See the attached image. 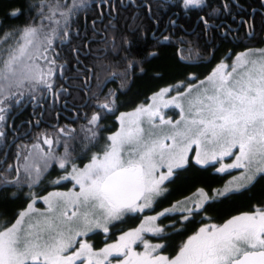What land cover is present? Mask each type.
Instances as JSON below:
<instances>
[{
	"label": "snow or ice",
	"instance_id": "1",
	"mask_svg": "<svg viewBox=\"0 0 264 264\" xmlns=\"http://www.w3.org/2000/svg\"><path fill=\"white\" fill-rule=\"evenodd\" d=\"M205 4L206 0H182V7L186 11ZM224 7L227 8L228 5L225 4ZM71 13L72 8H69L67 13L60 12V15L67 18ZM9 14L18 15L19 9ZM201 20L207 25L203 17ZM37 31V28L28 25L18 38L13 33L0 36V42L8 44L5 50L7 58L0 60L3 65L0 68V95L6 88L13 85L20 87L26 81L51 87L44 77L51 75L52 69L49 68L44 73L36 63L42 57L47 59L44 55L47 48L42 52L39 45H34ZM10 38L16 39L14 47L9 42ZM45 39L50 47L52 40L48 37ZM30 47H34V50L29 51ZM236 60L237 63L231 67V71L226 73L222 70L228 66L221 64L207 78L211 89L204 88L202 93L188 100L189 118L182 116L183 127H180L181 121L173 123L160 116L161 125H169L170 131L156 133L153 129L158 126L152 124V120L160 115L158 111L141 107L135 113L122 114L121 130L108 138L111 143L106 146L103 157L93 156L92 162L82 171L73 167L71 179L80 186V191L52 193L45 198L49 212L60 208V216L66 217L68 221L78 216L77 211L68 216L67 205L70 204L99 208L102 210L100 216L91 219L93 213L89 211L79 214L83 231L76 230L73 234V229L69 227L66 229L68 235H65V229L61 227L63 220L61 224H56L52 217H45L43 227H39L38 222L37 231H27L22 236L19 226L23 217L28 214L22 212L13 227L0 232V264H74L82 256H86L88 264H92L91 258L100 254L93 253L91 245L87 243H81L79 251L74 254L63 255L72 247L74 237L86 234L93 226L103 227L107 231V223L119 219L125 211H142L145 207H150L153 196L161 192L160 185L173 174V168H181L187 163L186 153L192 144L199 147L203 141L205 144L215 145L211 152L204 153V158L197 153L196 162L205 164L215 160L217 156L222 158L232 155V149L238 147L239 154L235 161L217 171L224 172L232 168L244 171L234 181H230L219 195L248 188L258 176L264 178V53L256 60L249 59L247 54L238 55ZM167 91L169 90L164 89L158 95L162 96ZM7 99V96L0 99V105ZM169 103H174L184 111L176 98ZM100 107L108 109L109 105L105 103ZM4 111L5 108L0 107V113ZM142 114L148 116L150 128L147 131L140 124L139 118ZM125 116L129 117L127 126ZM4 119L0 115V122ZM99 119L98 115H93L89 123L96 124ZM3 135L0 132V137ZM168 140L172 141L170 145L165 143ZM44 143L51 145L52 141L45 139ZM124 152L127 153V159L122 158ZM59 166L65 168V162L62 160ZM159 166H166L168 173H161L157 178L154 173ZM25 170L28 171L27 165ZM39 171L37 168V178ZM199 195L207 198L202 189ZM53 198L63 201V206L54 203ZM140 200L144 203L137 204ZM28 211H34L31 204ZM160 215L165 213L161 212ZM155 219L156 217H149L148 221ZM143 231L159 232L161 229L145 228L141 225L139 229L121 236L119 244L103 249L104 258L107 259L112 254H123L126 258L122 264H264V210L261 209L252 214L236 216L222 226L213 224L200 228L173 259L152 256V252L161 245L150 246L145 243V253L139 256L132 253L131 245L141 239ZM96 264H100V261L97 260Z\"/></svg>",
	"mask_w": 264,
	"mask_h": 264
},
{
	"label": "trees",
	"instance_id": "2",
	"mask_svg": "<svg viewBox=\"0 0 264 264\" xmlns=\"http://www.w3.org/2000/svg\"><path fill=\"white\" fill-rule=\"evenodd\" d=\"M89 1L0 0V36L4 33H13L18 38L26 26L31 25L37 28V38L34 45H39L42 52L47 48V51L44 52L47 59L42 57L36 60V63L44 73H47L49 68L52 69V74L46 75L44 79L53 81L56 72L59 70L56 65L62 62L73 63L75 61L73 51L76 49L79 52L85 51L87 37H75L73 34L76 28L81 34L87 36L94 31L90 23L93 19L92 16L85 18L84 22V17L82 18L80 14L81 11L87 9L86 5ZM156 2L160 3L158 0ZM225 4L228 5L227 8L224 7ZM152 5L156 7L151 6L149 16L146 14L145 8H140L139 13L123 10L122 14H117L116 28L114 29V32H117L116 40L119 42L123 39L124 34H128L131 42L130 51L128 52L132 53L130 55L141 64L142 70L139 72L141 74L134 75L125 93H121L124 89L111 91L118 92L117 102L112 101L93 105V111L91 112L100 117L96 124L89 123L91 118L88 120L78 118L76 124L73 123L70 126L71 130L58 131L55 129V132L48 134H35L27 142H18V144H22V151H27V159L30 163H27L28 171L22 169L18 178L12 182V187L1 189L0 220L4 221V224H9L15 218L18 210L26 207L27 201L33 195H42L43 189L47 187V184H50L48 180L59 173L56 167L58 162L63 160L64 162L82 163L88 160L93 153H96L99 150L96 147L102 145L105 141L107 142V134L116 129L115 116L119 112L130 110L149 91L183 77L188 71L203 75L216 57L231 46L226 35L224 38L220 37L223 29L227 31V26L237 24V19H243L240 27V37L241 39L247 38L244 33V23L249 22L252 14L251 10L257 8L253 13V25L257 33L264 32V15L262 13L264 12V6L262 0H206L204 6L192 10L189 18L180 13L178 21L181 22L183 28L191 29L196 19L203 15L208 22L216 25L220 23L221 26L209 29L212 35H208V41L212 39V42H208L203 38L206 34L204 26L201 21H198L197 28L194 31L196 34L194 36L190 35L192 47L188 48L187 45H183L177 52V48L168 43L153 45L154 41L150 37L153 21L158 19L160 22H164L165 20V17L162 18L164 14L158 6L161 5L167 8V4ZM69 8H72V13L67 18L60 15V12L67 13ZM15 9H19V14L10 15L9 13ZM53 11L55 14H53ZM169 12V10H166L167 14ZM75 13L78 16L76 20L73 18ZM100 26L99 23L95 22L94 27L100 28ZM134 29L136 30L134 31ZM67 32L68 34H65ZM46 37L52 40L50 47L47 44ZM259 38L257 40H260ZM9 42L14 47L16 39L10 38ZM216 44L217 46H215ZM243 44L241 42L236 47L240 48ZM87 47L88 49L92 48V43L90 42ZM212 47L215 48V52L212 54V59L207 63L187 65L180 62L177 57V53L183 60L195 56L198 48L202 50V54L209 57ZM7 48L8 44L0 42V60L7 58L5 54ZM33 50L34 47H30L29 51ZM152 52L155 54H152ZM53 60L55 63H50ZM2 67L3 65L0 63V68ZM45 90L42 83L26 81L20 87L13 85L11 88H6L5 92L0 95V99H3L4 96L9 97L3 105H0V107L5 108V111L0 113L5 117L4 121L0 122V132L4 133L0 137L1 160L3 159L4 148L8 143V140L5 139H9L11 136L8 130L11 118H13L12 127L20 125L27 118L32 120V116L27 114V107L24 109L22 107L29 97L34 96L37 99L44 97ZM105 103L109 105L108 109L100 107ZM38 112L39 110L35 111L37 116ZM44 117L53 118V112L45 111ZM94 133L95 135H93ZM45 139H50L52 144L44 143ZM34 145H38V147H34ZM25 154L22 155L19 162L26 159ZM13 158L9 155L5 162L12 161ZM11 165L12 163H10ZM37 168L40 170L38 178ZM213 169L214 164L200 166L189 161L184 167L175 170L173 176L166 181L167 191L165 194L154 202L150 210L143 211L144 214L170 207L176 201L190 197L199 189H202L209 196L208 200L198 209L189 212L179 210L165 213L158 219L161 231L158 235L152 236L151 239L161 243V253L174 255L178 248L203 224H222L235 215L264 207V178L258 176L248 188L234 190L221 196H213V191L221 186L230 175V172L219 174L214 172ZM1 176L8 177V175ZM63 187H66V185ZM142 215L140 213L128 214L112 222L107 227L109 228V234L104 241L101 239L103 237L101 231H97L94 235V247L103 250L116 239L119 233L134 227Z\"/></svg>",
	"mask_w": 264,
	"mask_h": 264
},
{
	"label": "flooded vegetation",
	"instance_id": "3",
	"mask_svg": "<svg viewBox=\"0 0 264 264\" xmlns=\"http://www.w3.org/2000/svg\"><path fill=\"white\" fill-rule=\"evenodd\" d=\"M158 1L162 5L163 3L167 4V8L165 6L162 7L161 5L158 6L160 11L164 14L162 18L165 17V20L164 22H160L158 19L153 21V28L150 30V37L154 41V46L168 43L174 45L178 52L180 47L183 45H187L188 48L192 47V39L190 35L194 36L196 34L194 31L197 28L198 21H201L204 26L206 34L203 38L207 41L209 40L208 35H212L209 29L219 28L221 26L220 23L216 25L212 22H208L203 15H200L196 19L193 28L185 29L181 25V22L178 21L180 19L179 14L181 13L189 18L192 10H197V8H192L191 10L186 11L182 7V0ZM160 3L156 2V0H90L87 3V9L81 11L80 14L82 18L84 17V22L85 18L92 16L93 19L90 23L94 31L87 36L86 34H81L78 28H76L73 34L75 37H87L85 42V51L79 52V50L76 49L73 51L75 58L73 63L62 62L59 65H56V68L59 69L56 72V77L53 81H48V84H50L51 87L42 83L46 89L44 97L37 99L32 96L25 101L22 109L27 107V114L32 116V120L27 118V120H24L23 123L20 125L18 124L16 127H12L13 118L10 120L8 130L11 136L9 139H5L8 140V143L4 148L3 159H0V192L1 189L12 187V182L18 178L22 169L23 171L25 170V165L30 163L27 159V151H22V144H18V142H27L30 137L35 134H48L62 129L71 130L70 126L73 123L76 124L78 118L80 120H88L95 114L94 112H91L93 111L94 104L112 101L117 102V98L119 97L118 92H111L112 90L124 89L121 93H125L127 91L134 75L141 74L139 72L142 70V66L130 55L132 53L128 52L130 51L131 44L128 34H124L121 41L118 42L116 40L117 32H114V29L116 28L115 21L117 19V14H122L124 12L123 10L139 13L138 11L140 8H145L146 14L149 16L151 6L156 7L152 4ZM262 4L264 6V0H262ZM256 9L257 8L251 10L252 14L249 22L244 23V33L247 38L241 39L240 37V27L243 19H237V24L227 26V31H225V29L222 30L220 37L224 38L226 35L227 39L231 43V46L216 57V59L211 63L210 68L203 75H198L195 72L188 71L183 77L164 84L163 86H159L158 89L149 91L144 98L139 99L140 102H138V104L146 103L150 96L161 88L168 89L172 92L176 88L185 87V85L189 82H196L204 76L212 74L214 69H217L221 64L228 66L226 69H223L222 72L226 73L231 71V67L236 63L235 61H237L236 58L238 55L244 54L247 51L264 49V32L257 33L252 21L253 13ZM166 10H169L170 12L167 14ZM262 13L264 15V12ZM76 15L77 13L73 14V18H75V20L78 18ZM201 17L207 21V25L201 20ZM95 22L101 25L100 28L94 27ZM135 30L136 29H134V31ZM130 31L134 32L133 30ZM65 34H68V32ZM165 37H167V39H165ZM258 37H260V40H257ZM90 42L93 47L88 49L87 45ZM208 42H212V39ZM241 42L244 43L243 46L240 48L236 47ZM215 46H217V44ZM201 51L202 50L198 48L195 56L184 58V60L180 58L178 53L177 57L180 59V62L187 65L207 63L212 59V54L215 52V48H211L209 57H206V54H202ZM154 52H152V54H155ZM37 110H39L38 116L35 113ZM45 111H49V113L52 111L53 118H45ZM117 115L115 116V119H117ZM11 137L13 138L11 139ZM10 148H12L11 151H9ZM24 154L26 159L19 162ZM9 155L14 157L13 160L5 162ZM60 162H58V165L56 166L59 173L53 175L48 180V183L50 184H47V187L43 189L44 191L42 195L49 191L59 190L61 186H68L73 182V180L68 176L71 174L70 171L64 174L66 167L60 168ZM85 162L86 161L82 163L65 162V166H67L70 170L71 167L69 165L80 166ZM4 163L7 164L5 165ZM10 163H12L11 166ZM20 163L23 164L21 165ZM1 175H8V177H2ZM65 176H68L69 178L62 179V177ZM5 181H8L9 183H6ZM54 181H59V183H54ZM25 208L26 207L18 210L16 216ZM14 219L15 218H13L11 222ZM11 222H9V224ZM107 229V231H104V229L100 230L103 235L101 238L103 241L109 234V228ZM97 231L99 230H94L87 235V238L92 241L93 246L95 242L94 235ZM159 232H157L156 235H158ZM89 236L92 238H89ZM135 247L137 248V243L132 246L134 250ZM102 251L103 250L101 248L97 249L94 247L93 249L94 253H103ZM132 253H134V251H132ZM159 253L161 256H166L169 259L176 257V254L169 255L164 252L161 253L160 250ZM125 258L126 257L123 254H112L109 255L107 259L96 258V261L99 260L100 264H122ZM80 261H82V257L74 262V264H80ZM96 261L92 264H96Z\"/></svg>",
	"mask_w": 264,
	"mask_h": 264
},
{
	"label": "rangeland",
	"instance_id": "4",
	"mask_svg": "<svg viewBox=\"0 0 264 264\" xmlns=\"http://www.w3.org/2000/svg\"><path fill=\"white\" fill-rule=\"evenodd\" d=\"M262 53H264V49L256 50V51H247L244 54H247L249 59L256 60V59H259L261 57ZM235 62L237 63V61H235ZM215 70L216 69H214V71ZM212 74H210V75L208 74L207 76H204L203 78L197 80L196 82H189L183 88H176L172 92L167 91L162 96L158 95L159 93H161L162 90H164V88H161L157 92H154L150 96L149 100L146 101V103H139L138 105H135L132 109L119 113L117 115V117H116L117 118L116 119L117 120V127H116V129L114 131L109 132L107 134V137H106L107 142L105 141L102 145H98L96 147V149H99V150H97L96 153H93V155L90 156V158L88 160H86V162L83 163L82 165H80V166L69 165L71 167L70 170H69V168L67 166H65L66 170H64V174L68 173L69 171L72 174L73 167H75V168L77 167L76 169L82 171L88 164H90L92 162L93 156L103 157V154H104V151L106 149V146L111 143V141L108 138L113 136L114 134H116L117 132H119L121 130L120 117H121L122 114L135 113L136 110L138 108H141V107L149 108L150 111H158L160 115L155 116L153 118V120H152V124H155L158 127L153 129V131L156 132V133L169 132L170 131V126L166 125V124L165 125H161L160 116H163V118L165 120H171L173 123H175L176 121H181L182 116L184 118H186V119L189 118V114H188V100L194 98L197 94L202 93L204 88L211 89V84L208 82L207 78L209 76H211ZM201 82H203V83H201ZM189 89H191V91H189ZM173 98H176V101L182 105V107L184 109L183 112L181 111V108L176 107L174 103H169L170 101L173 100ZM128 119H129V117L125 116V126H127ZM139 119H140L141 127H143L147 131L150 128V124L148 122V116L142 114ZM180 127H183V121H181ZM165 143L170 145L172 143V141L168 140V141H165ZM214 147H215V145H213V144H205L203 141L200 143L199 147L196 144H192L191 147L189 148V150L187 151L186 156H187V163L189 161H192L193 163H195L197 165H200V166H204V165H207V164H214V169H213L214 172H217L219 174H222V173H225V172H230V175L226 179V181L221 186H219L218 188H216L213 191V196H221V195H219V193L223 192L225 187L227 185H229V182L230 181H234L235 178L239 177L244 170L243 169L232 168V169H227L224 172L217 171V169H219V168H221V167H223L225 165L232 164L235 161L236 155L239 154L238 147L232 149L233 154L230 155V156H224L222 158L217 156V158L215 160H210L209 163H206V164L205 163H197L196 162L197 153H200L201 158H204V153L206 151L207 152H211V150ZM100 149H102V150H100ZM122 158H124V159L128 158L126 152L122 153ZM177 169H179V168H173V174H174V171L177 170ZM161 173L167 175L168 168L166 166H159L156 169V172L154 173V175L157 178H159V175ZM71 174L68 175L70 178H71ZM173 174L169 178H171L173 176ZM72 180H73V182L71 184H69L68 186H66V187L61 186L59 190L57 189V190H54V191H49V192H47L44 195H33L32 198H30L27 201L26 208L21 210V212H20V213H22V212L28 213L27 215H25L23 217V222L19 226L20 229H21L20 235L23 236L25 234V232H27V231H32V232L37 231L38 230V227H37L38 222H39V227H43L44 226L45 217H52L56 224H61V220H63L64 222H63V224H61V227L65 229V235H68L66 229L69 228V227L73 229V234H74V232L76 230L83 231V225H82V223L79 220V214H81V213H83L85 211H89V212L93 213V215L90 217L91 219H96L97 217L100 216V214L102 212L101 209H99V208L93 209V208H91L90 205L88 207H85L82 204H76V205L70 204V205H67L68 216H71L73 211H77L78 212V216L74 217L71 221H68L66 217H61L60 216V210H61L60 208H58L55 212H49V210H48L49 206H48L47 203H45V198L46 197H50L52 193H78L80 191V186L76 183V181L74 179H72ZM167 180H165L160 185V188H161L160 194L153 196L150 207H145L142 211H139V210L138 211H125L124 213H122V215H121V217L119 219H121L122 217H124V216H126L128 214L140 213V215H142L143 211L150 210L153 207L154 202L157 199L161 198L165 194V192L167 191V185H166V181ZM233 188H235V185H233ZM199 192H200V189L197 190L190 197L181 199L179 201H176L170 207L161 208V209L157 210L156 212L144 213L142 215L141 219L139 220V222L134 227L129 228L128 230H126V231H124L122 233H119L116 236V239L113 240L112 242H110L108 244V246L109 245H114V244H119L121 242L120 241V237L121 236H124L128 232H133L136 229H139L141 227V225H143L145 228H159L160 229L161 225H159L158 219L161 217V215H160L161 212L170 213V212H177L179 210H184L186 212H189V211H192V210L200 208L201 205H203L208 200L209 196H208L207 193L204 192L206 194V197H207L206 199H204V198H202L199 195ZM226 193H228V192H226ZM53 199H54V203H58L61 206H63V201H58L55 198H53ZM143 203H144V201L141 200L137 204H143ZM30 204L32 205L34 211H31V212L28 211V206ZM168 209H173V210L172 211H166ZM257 209L264 210V208H255V210L249 211L247 214H252ZM20 213L15 217V219L10 224H7V223L4 224L3 223L4 221L0 220V232L5 231L6 229L13 227L16 224L17 220L20 219ZM243 214H246V212L238 214V215H235V216L229 218L228 220H230V219H232V218H234L236 216L243 215ZM149 217H156V219L154 221L149 222L148 221ZM119 219L110 220L107 223V227L112 222H114L116 220H119ZM227 221H225L224 223H226ZM224 223L215 224V225L222 226ZM210 225H213V224H203V225L199 226V228L197 229V231L193 235H196L199 232L200 228L208 227ZM30 226H32V227H30ZM103 229H104L103 227H95V226H93L92 230L91 231H87L86 234L75 236L73 244H72V247H70L67 250V252L63 253V255H72L75 252L79 251L81 243H87V244L91 245V249H92V252H93L94 246L92 244V241H90L87 238V235L89 233H91L92 231H94V230H103ZM156 233H157L156 231H143V232H141V239L137 240L134 243V244L137 243V248L135 247V250H134V248H132V246L134 244L131 245L132 251H134V253L137 256H139V255H142L143 253H145V251H146L145 243H147L150 246L161 245V243L159 241H153L151 239V237L154 236ZM187 240L178 248L177 252L175 253L176 254L175 256H177L179 254V251H180L181 247L187 242ZM107 247H105V248H107ZM160 248L161 247L157 248L155 252H152V256H161L160 253H159V250H161ZM125 251H126V249H125ZM97 254H100V255L93 256L91 258L92 263H94L96 261V258H99V259L104 258L103 253L97 252ZM80 264H88V259H87L86 256H82V261H80Z\"/></svg>",
	"mask_w": 264,
	"mask_h": 264
},
{
	"label": "water",
	"instance_id": "5",
	"mask_svg": "<svg viewBox=\"0 0 264 264\" xmlns=\"http://www.w3.org/2000/svg\"><path fill=\"white\" fill-rule=\"evenodd\" d=\"M140 201H141V200H140ZM140 201H137V203L140 202Z\"/></svg>",
	"mask_w": 264,
	"mask_h": 264
},
{
	"label": "bare ground",
	"instance_id": "6",
	"mask_svg": "<svg viewBox=\"0 0 264 264\" xmlns=\"http://www.w3.org/2000/svg\"><path fill=\"white\" fill-rule=\"evenodd\" d=\"M181 32V31H180ZM132 94V93H131Z\"/></svg>",
	"mask_w": 264,
	"mask_h": 264
}]
</instances>
